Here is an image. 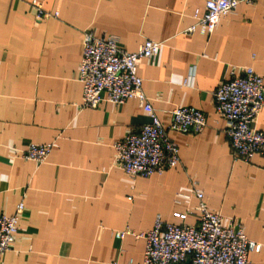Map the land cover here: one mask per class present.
<instances>
[{"label": "crops", "instance_id": "0c3cea01", "mask_svg": "<svg viewBox=\"0 0 264 264\" xmlns=\"http://www.w3.org/2000/svg\"><path fill=\"white\" fill-rule=\"evenodd\" d=\"M31 1L58 17L37 19ZM205 1L0 0V214L24 207L0 264H141L143 240L113 233L146 232L157 216L195 225L194 190L224 225L242 226L262 246L248 258L264 264V159L234 161L212 96L233 67L235 75L251 67L264 87V0L238 4L209 36L189 33ZM83 31L115 36L127 52L145 40L160 44L155 59L138 65L159 120L167 126L180 107L206 117L200 134L168 132L178 166L130 178L115 165L113 144L148 118L135 99L79 108ZM253 127L264 130V107ZM29 143L52 144L43 164L21 158Z\"/></svg>", "mask_w": 264, "mask_h": 264}, {"label": "built area", "instance_id": "2783aa9c", "mask_svg": "<svg viewBox=\"0 0 264 264\" xmlns=\"http://www.w3.org/2000/svg\"><path fill=\"white\" fill-rule=\"evenodd\" d=\"M256 0H206L204 13L195 15V23L187 30L200 35H211L220 18L232 14L238 4L251 5ZM37 19H56L58 12H46L37 1L29 2ZM160 44L145 40L137 51L120 48L115 36L96 37L90 31L82 33V53L76 70L81 84L80 109H95L101 102L121 105L135 99L146 114L148 122L137 133L125 136L113 144L114 163L130 178H148L161 175L167 168L180 163L178 147L168 132L200 134L206 126V117L198 109L180 107L171 112L170 122L164 126L142 90L138 76L141 60H153ZM223 81L212 93L216 115L225 122V134L233 152L234 161L249 162L253 156L264 159V130L253 124L264 107L263 79L251 67L243 68ZM191 70L183 81L193 87ZM52 151V144L29 143L21 158L43 164ZM197 200L195 225H176L163 222L159 216L150 230L134 233L126 228L113 236H126L144 242L141 264H251L249 254L259 253L260 244L247 239L242 226L224 225L218 214L208 211L201 192L194 190ZM24 211L19 204L11 216L0 214V259L9 251L17 234V224Z\"/></svg>", "mask_w": 264, "mask_h": 264}]
</instances>
